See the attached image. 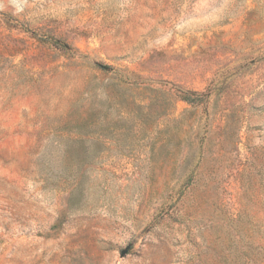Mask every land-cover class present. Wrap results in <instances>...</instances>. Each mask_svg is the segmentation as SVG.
<instances>
[{"label": "rangeland", "instance_id": "obj_1", "mask_svg": "<svg viewBox=\"0 0 264 264\" xmlns=\"http://www.w3.org/2000/svg\"><path fill=\"white\" fill-rule=\"evenodd\" d=\"M0 264H264V0H0Z\"/></svg>", "mask_w": 264, "mask_h": 264}, {"label": "water", "instance_id": "obj_2", "mask_svg": "<svg viewBox=\"0 0 264 264\" xmlns=\"http://www.w3.org/2000/svg\"><path fill=\"white\" fill-rule=\"evenodd\" d=\"M129 249H130V247L124 249V250L122 251V253H121V256H122V257L126 256L127 253H128V251H129Z\"/></svg>", "mask_w": 264, "mask_h": 264}, {"label": "trees", "instance_id": "obj_3", "mask_svg": "<svg viewBox=\"0 0 264 264\" xmlns=\"http://www.w3.org/2000/svg\"><path fill=\"white\" fill-rule=\"evenodd\" d=\"M197 96V97H196ZM192 96H190V95H188L187 94V96H186V98H191ZM195 98H197V99H200V98H202V97H200V96H198V95H195Z\"/></svg>", "mask_w": 264, "mask_h": 264}]
</instances>
